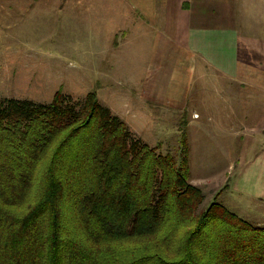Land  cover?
I'll list each match as a JSON object with an SVG mask.
<instances>
[{
	"label": "trees",
	"instance_id": "1",
	"mask_svg": "<svg viewBox=\"0 0 264 264\" xmlns=\"http://www.w3.org/2000/svg\"><path fill=\"white\" fill-rule=\"evenodd\" d=\"M182 131L174 157L94 93L0 100V264H264V227L201 208Z\"/></svg>",
	"mask_w": 264,
	"mask_h": 264
},
{
	"label": "rangeland",
	"instance_id": "2",
	"mask_svg": "<svg viewBox=\"0 0 264 264\" xmlns=\"http://www.w3.org/2000/svg\"><path fill=\"white\" fill-rule=\"evenodd\" d=\"M61 4L62 0H0V100L46 105L61 90L76 104L94 93L101 106L116 113L141 142L158 146L160 154L178 157L184 116L163 107V72L153 63L157 53L146 50L154 33L143 36L138 28L121 43L120 38L114 40L108 34L97 33L106 23L102 18H97L96 24L95 18H59ZM108 22L104 32L117 34L121 25ZM113 40L118 44L116 50ZM225 78H220V84L209 80L207 87L212 86L211 89L187 98V112L191 109L200 115L196 121L200 124L198 138H217V144L230 145L217 148L210 143L204 150L209 151L207 160L214 162H201L194 155L203 147H196L193 141V170L197 173L190 175L206 181L205 186L201 185L206 187L201 189L205 195L202 209L218 194L217 203L238 219L252 227H264V197H256L260 187L255 185V175L262 172V166L252 163L250 156L264 147V131H259L264 122V96L257 99L248 89V96L241 91L234 95L230 91L238 84L225 82ZM196 80L195 76L193 87L198 86ZM213 111L218 113L212 114ZM216 122L223 123L226 131L206 129ZM251 127L255 136L248 138ZM226 134L230 137L222 136ZM218 149L231 153L228 168L215 160ZM203 164L207 171L196 169V165ZM210 168L214 171L208 172Z\"/></svg>",
	"mask_w": 264,
	"mask_h": 264
},
{
	"label": "crops",
	"instance_id": "3",
	"mask_svg": "<svg viewBox=\"0 0 264 264\" xmlns=\"http://www.w3.org/2000/svg\"><path fill=\"white\" fill-rule=\"evenodd\" d=\"M61 5L59 18H74V21L77 18H95L94 24L97 18H102L106 23L97 33L108 34L114 40L115 37L120 38L121 43L126 42V36L135 34L138 28H141L143 36H149L150 31L154 33L155 37L146 50L157 53L153 63L160 66V71L163 72V107L184 116L182 128L187 142L189 182L200 189L206 188L201 187L206 182L203 177L196 180L190 175L191 172L197 173V170H193V141L196 147H203L201 152L194 155L201 162H214L207 160L209 151L207 153L204 150L210 147V143H215L217 148H228L230 145L225 147L217 144V138H198L200 130L197 128L200 124L196 121L200 120V115L191 109L187 112V98L189 95L192 97L193 93L198 95L211 89L212 86L207 87L210 81L220 84V78L224 77H227L225 82L238 84L233 86L234 91H230L234 95L241 91L248 96V89L257 99L262 94L264 96V0H62ZM48 17L51 18V15ZM108 20L121 25L117 34L112 31L104 32V28L110 24ZM142 42L145 41L142 39ZM117 47V42H114V50ZM195 76L198 86L193 87ZM111 113L117 116L113 111ZM223 125L216 122L206 126V129L225 132ZM127 127L139 139L135 131L129 125ZM249 130L251 136L248 138H253V128ZM259 131H264V122ZM222 136L228 138L230 134ZM195 138L199 140L195 142ZM255 141L257 144L258 141ZM250 146L252 145L247 144V147ZM257 153L250 156L252 163L262 166V172L255 175V185L260 187L256 190L260 193L256 197L261 199L264 197V147L260 146ZM215 155L217 162L226 164L225 168L229 167L231 153L218 149V154ZM198 168L207 171L205 164L196 165V169ZM210 171L214 169H208Z\"/></svg>",
	"mask_w": 264,
	"mask_h": 264
}]
</instances>
